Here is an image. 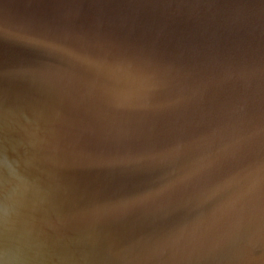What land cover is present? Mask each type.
<instances>
[{"label":"water","instance_id":"1","mask_svg":"<svg viewBox=\"0 0 264 264\" xmlns=\"http://www.w3.org/2000/svg\"><path fill=\"white\" fill-rule=\"evenodd\" d=\"M0 264H264V0H0Z\"/></svg>","mask_w":264,"mask_h":264}]
</instances>
